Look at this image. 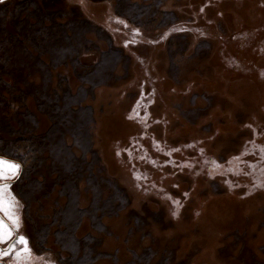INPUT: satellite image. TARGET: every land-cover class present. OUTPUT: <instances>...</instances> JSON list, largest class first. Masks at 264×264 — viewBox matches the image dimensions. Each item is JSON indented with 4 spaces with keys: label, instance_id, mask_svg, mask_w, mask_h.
Instances as JSON below:
<instances>
[{
    "label": "rangeland",
    "instance_id": "rangeland-1",
    "mask_svg": "<svg viewBox=\"0 0 264 264\" xmlns=\"http://www.w3.org/2000/svg\"><path fill=\"white\" fill-rule=\"evenodd\" d=\"M0 41V264H264V0H3Z\"/></svg>",
    "mask_w": 264,
    "mask_h": 264
},
{
    "label": "trees",
    "instance_id": "trees-1",
    "mask_svg": "<svg viewBox=\"0 0 264 264\" xmlns=\"http://www.w3.org/2000/svg\"><path fill=\"white\" fill-rule=\"evenodd\" d=\"M58 27L57 26L49 27L48 28V34H47V36H45L46 34H45V29L43 27V24H41V22H39V23L37 22L36 24L30 25V26L28 25V30H27L26 34H27V37L29 38V40H30V36L33 35L35 37L36 41L41 42V44H40L41 46L42 45H44L43 47L46 46L49 49V51L52 53L53 57L57 58L60 56L61 53H63L62 50L66 51L70 47V41L72 40L64 31H62V29H60V26H58ZM60 44H63L65 48H63V47L60 48L61 47ZM8 45L5 44L4 41H0V51H6V49L8 48ZM20 45H21V43H20ZM73 112H74L73 109L68 108V109H66L65 114L66 113L71 114ZM70 123H71V121L68 119H65L63 117V114H61V125L65 124L62 126L69 127L66 125L70 124ZM84 125H85V123L72 125V131H73L72 134H73L74 140H75L77 145L81 144L84 146V144L87 143V141H88V134L85 130ZM60 133H59V135H60ZM59 135H58V139L60 140L59 142H62V144H63V147L61 146L62 148H60V151L62 152L63 157H64V152H65L69 155V159H70V165H67V164L63 165L61 172H60L61 178L64 180L63 187L65 186V188H63V189L69 198V201L67 203V206L65 207V210L70 211L71 207L73 208V207H75V205H77V201L74 200V198H75L74 192L76 193L77 180H74L73 177H74V174H76V172H78V170H79V173L82 172L83 170L81 167L82 165L80 164L81 160H78L76 158V156H73L74 155L73 152L71 153L68 150V148L64 144V139L63 138L61 139V136H59ZM30 144H31V146L29 148L33 151L32 155H37V152H38L37 144L36 143L35 144L30 143ZM71 147H72V145H71ZM35 150H37V152H35ZM70 150H71V148H70ZM68 166H70V168H67ZM67 222H69V221H67Z\"/></svg>",
    "mask_w": 264,
    "mask_h": 264
},
{
    "label": "snow or ice",
    "instance_id": "snow-or-ice-1",
    "mask_svg": "<svg viewBox=\"0 0 264 264\" xmlns=\"http://www.w3.org/2000/svg\"><path fill=\"white\" fill-rule=\"evenodd\" d=\"M0 2H3V0H0ZM20 172V166L17 164L10 163L8 161H5L3 159H0V180H5L8 178H16L19 175ZM4 200L3 197L0 196V210H3L4 207ZM9 211L12 209L13 205L9 203L7 205ZM11 233L9 232V236ZM4 241V231L3 226L0 225V243H3ZM21 244H26L27 242L24 240L23 237L20 238L19 241Z\"/></svg>",
    "mask_w": 264,
    "mask_h": 264
}]
</instances>
